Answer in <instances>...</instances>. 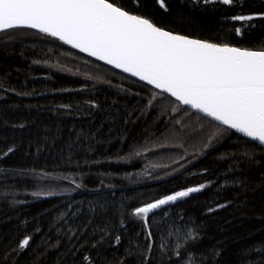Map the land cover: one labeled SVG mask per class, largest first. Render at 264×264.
<instances>
[{
	"label": "snow or ice",
	"instance_id": "6c2138e0",
	"mask_svg": "<svg viewBox=\"0 0 264 264\" xmlns=\"http://www.w3.org/2000/svg\"><path fill=\"white\" fill-rule=\"evenodd\" d=\"M201 5L205 10L217 5L241 9L224 17L236 22L230 30L239 36L254 27L252 21L264 20V10L243 12L245 0H194V6ZM183 20V14L173 13L167 0H0V44L6 51L10 41L42 34L128 74L125 79L136 78V91L120 85L125 98L131 97L134 102L121 105L113 101L105 106L102 122L94 127V118L102 110L95 99L58 103L50 109L57 115L91 118L87 129L72 127L67 164L79 166L78 150L95 153L114 141L118 150L103 153L105 161L130 163L169 146L181 149L180 159L186 160L184 154L191 147L198 149L200 156L212 150L224 186L244 192L264 189V42L245 47L197 38L185 34ZM54 67L71 71L59 64ZM10 94L23 98L42 93L34 87L25 90L23 85L13 86L6 74L0 77V97L7 101ZM11 106L21 107L15 102ZM140 121L146 123L141 140L127 143L129 126ZM29 123L34 121L24 119L12 126L23 129ZM44 131L45 145L63 136L60 125L54 135H47L53 131L48 127ZM225 143L228 146L222 147ZM19 148L14 139L0 144V161L16 154ZM36 154H40L39 146ZM84 163L96 161L90 158ZM253 171L259 172L258 179L250 175ZM2 173L0 180L4 181L31 180L38 188L31 193L34 198L60 195L67 199L57 206L46 232L36 223L32 232L15 244L8 240L0 246V264H18L24 253L30 257L27 264H222L219 242L201 246L209 237L205 222L173 211L178 201L212 186L211 180L161 194L149 202L141 199L130 206L123 196L119 201L76 200L72 193L88 188L83 172L78 174L79 179L72 173H50L38 166L5 167ZM134 175L125 178L136 183ZM142 175L152 177L147 169ZM61 181L74 187H63ZM98 184L112 190V197L117 195L114 183L100 179ZM5 187L14 189L15 184ZM57 187H63V192L58 193ZM6 195L13 197V203H23L15 200L14 191ZM227 206H208L206 214ZM129 221L138 223L134 233L128 232ZM23 223L27 225L28 221ZM33 234H42L41 239L34 243ZM244 255V264H264V245H254Z\"/></svg>",
	"mask_w": 264,
	"mask_h": 264
},
{
	"label": "trees",
	"instance_id": "16d2710c",
	"mask_svg": "<svg viewBox=\"0 0 264 264\" xmlns=\"http://www.w3.org/2000/svg\"><path fill=\"white\" fill-rule=\"evenodd\" d=\"M167 2L173 13L183 14L185 34L245 47L264 42V20L252 21L254 27L250 31L245 29L243 36L230 30L236 22L226 21L224 17L240 12L241 9L238 7L228 8L217 5L215 8L210 6L205 10L202 5L194 6V0H167ZM258 10H264L261 0H245L243 12ZM29 32L33 31L29 30ZM9 44L6 51L0 44V77L7 74L8 82L13 86L23 85L25 90L34 87L42 94L23 98L10 94L7 101L0 97V144L10 143L14 139L20 145L16 154L0 161V174H3L2 169L5 167L31 168L37 166L50 173L60 175L72 173L77 179H79L78 174L83 172L84 182L88 188L72 193L76 200L91 202L113 199L119 201L123 196L130 206H135L141 199L149 202L161 194H170L172 191L211 180L214 182L212 186L193 194L192 197L178 201L177 205L173 206L174 212L191 215L205 222L209 237L202 242L201 246L206 247L219 242L223 250L222 264H244L247 259L244 255L246 249L254 245H264V189L244 192L231 185L224 186L221 167H218L215 155L211 154L212 150H209L210 154L200 156L198 149L189 147L188 152L184 154L187 156L185 160L180 159L181 149L169 146L148 152L146 156L133 159L130 163L105 161L103 153H115L118 150V143L114 141L111 145L101 147L95 153L78 150L76 158L79 159V166L67 164L65 155L72 127L87 129L91 118L86 115H57L56 111L50 109L58 103L95 99L101 104L102 110L94 118V127V124L102 122L105 106L112 105L113 101L121 105L134 102L131 97L125 98L120 85L132 88L133 91L138 90L139 85L133 84L134 79H125L126 75L101 65L52 38H44L42 34L33 33L23 40L10 41ZM36 60L41 63H33ZM47 63L52 66L42 67ZM57 64L71 71L59 70L54 67ZM39 65L40 67H34ZM25 81L27 84H24ZM108 81H111V84L107 83ZM60 88L68 91H55ZM13 102L20 104L21 107L11 106ZM29 104L39 105V107H29ZM85 110H87L86 105ZM24 119L34 121V123H29L23 129L12 126ZM5 120L9 123L5 124ZM57 125L62 127L63 136L56 137L54 144L49 142L45 145V127L53 130L47 135H54ZM145 126L144 121L137 122L135 126L130 125V137L127 143L141 140L142 129ZM105 130H107V124ZM37 146L40 147L39 155L36 154ZM227 146L225 143L222 147ZM194 151L196 157L193 156ZM90 158L96 163L85 164V159ZM204 168H208L209 171L204 172ZM145 169L152 173V177L142 175ZM105 173L108 174L107 177L104 176ZM133 173L136 183H130L125 178ZM250 175L259 178L258 171H253ZM100 179H105L106 184L111 182L116 185L114 190L117 195L115 197L110 195L112 190L99 187ZM60 183L63 187H74L67 181ZM13 184H15L14 189L5 187V185ZM63 187H57L55 190L61 193ZM36 190L38 188L33 186L31 180H0V236L4 237V240L0 241V246L8 240H12L15 244L25 233H31L36 223H39L46 232L49 221L57 211V206H62L67 199L60 195L37 199L31 195ZM10 191L15 192V200L23 201V203H13V197L6 195ZM216 204H227L228 206L211 215L206 214V208L215 207ZM25 220L28 221L27 225L23 223ZM137 227V222H128L129 233H134ZM41 235L33 234V242H38ZM28 259L30 257L24 253L18 264H27Z\"/></svg>",
	"mask_w": 264,
	"mask_h": 264
},
{
	"label": "water",
	"instance_id": "95a60500",
	"mask_svg": "<svg viewBox=\"0 0 264 264\" xmlns=\"http://www.w3.org/2000/svg\"><path fill=\"white\" fill-rule=\"evenodd\" d=\"M31 31H33V30H31ZM61 43V42H60ZM63 45H65V44H63ZM67 46H69V45H67ZM69 47H71V46H69ZM72 48V47H71ZM74 49V48H73ZM76 51H78L79 53H81V54H83V55H85V56H87V54H85V53H82V52H80L79 50H77V49H75ZM87 57H89V56H87ZM89 58H91V59H93V60H95V61H97L98 63H100V64H102V65H104V66H106V67H109V68H111V69H113V70H116V71H118L119 73H121V74H123V75H126V76H128V74H126V73H122V72H120V70H118V69H115V68H113L112 66H110V65H107V64H105L104 62H102V61H99V60H96L95 58H92V57H89ZM129 78H132V79H136V78H133V77H129Z\"/></svg>",
	"mask_w": 264,
	"mask_h": 264
},
{
	"label": "bare ground",
	"instance_id": "6f19581e",
	"mask_svg": "<svg viewBox=\"0 0 264 264\" xmlns=\"http://www.w3.org/2000/svg\"><path fill=\"white\" fill-rule=\"evenodd\" d=\"M64 46H66V47H68V48H70V49H73V48H71V47H69V46H67V45H64ZM35 49H38V50H40L39 48H35ZM73 50H75V49H73ZM76 51V50H75ZM78 52V51H77ZM47 54H49V53H47ZM49 56H51L50 54H49ZM49 63V62H48ZM47 63V65H42V67H51L52 66V64H48ZM102 65V64H101ZM31 67H33V65L31 64ZM34 67H40V65L39 66H34Z\"/></svg>",
	"mask_w": 264,
	"mask_h": 264
}]
</instances>
